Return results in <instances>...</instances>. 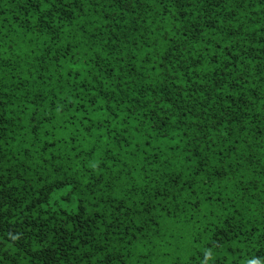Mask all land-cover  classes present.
I'll list each match as a JSON object with an SVG mask.
<instances>
[{"label": "trees", "instance_id": "obj_1", "mask_svg": "<svg viewBox=\"0 0 264 264\" xmlns=\"http://www.w3.org/2000/svg\"><path fill=\"white\" fill-rule=\"evenodd\" d=\"M264 264V0H0V264Z\"/></svg>", "mask_w": 264, "mask_h": 264}, {"label": "clouds", "instance_id": "obj_2", "mask_svg": "<svg viewBox=\"0 0 264 264\" xmlns=\"http://www.w3.org/2000/svg\"><path fill=\"white\" fill-rule=\"evenodd\" d=\"M253 264H255V262H253Z\"/></svg>", "mask_w": 264, "mask_h": 264}]
</instances>
